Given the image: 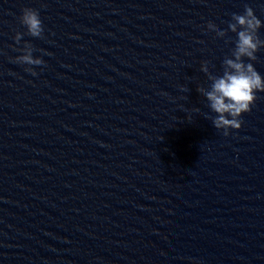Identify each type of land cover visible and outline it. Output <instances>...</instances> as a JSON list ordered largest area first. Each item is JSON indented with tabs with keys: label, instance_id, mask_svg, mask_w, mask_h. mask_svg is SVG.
<instances>
[{
	"label": "clouds",
	"instance_id": "obj_1",
	"mask_svg": "<svg viewBox=\"0 0 264 264\" xmlns=\"http://www.w3.org/2000/svg\"><path fill=\"white\" fill-rule=\"evenodd\" d=\"M20 23L26 27L28 35L32 37L43 35L44 28L38 10L22 9ZM227 27L237 36L231 58L226 56L223 59V70L218 75L211 74L208 71L207 62H204L201 70L208 74L210 84L207 88L197 89L206 97L211 111L216 114L212 118L213 126L216 129H223L225 136L229 135V129L241 128L243 121L240 117L251 111V106L256 100V93L264 92V77L252 63H245L244 59L255 60L258 50L264 47V40L257 35L261 20L257 18L252 8L245 6L243 14H231ZM207 28L216 32L218 36L225 35L224 30L211 22L207 24ZM21 38L22 34L18 32L14 37L17 44L20 43ZM21 51L23 54L15 58L17 63L29 66L44 63L42 59L33 57V47L30 43L26 42ZM25 70L36 75L32 67Z\"/></svg>",
	"mask_w": 264,
	"mask_h": 264
}]
</instances>
